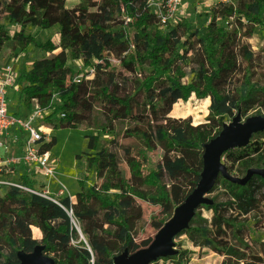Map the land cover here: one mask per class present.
Instances as JSON below:
<instances>
[{"label": "trees", "instance_id": "1", "mask_svg": "<svg viewBox=\"0 0 264 264\" xmlns=\"http://www.w3.org/2000/svg\"><path fill=\"white\" fill-rule=\"evenodd\" d=\"M2 2L9 10L15 6L24 9L14 18L19 30L9 35L0 25V52H24L29 39L24 30L28 26L49 29L62 22L59 47L69 49L72 59L81 60L84 65L95 61L78 81L70 71L59 69L40 91L41 97L35 98L45 109L55 96L58 103L48 118L58 113L64 116L54 128L90 129L91 112L82 102L99 103L106 125L100 133L84 136L86 148L92 152L85 157L86 167L94 168L96 181L87 186L86 178L79 179V191L72 201L63 196L56 197L54 203L17 188L0 195V264L19 263L18 256L31 253L37 245L54 264H115L116 257L132 248L133 228L141 218L140 212H132L133 198L161 209L172 206L171 184L181 186L187 197L201 179L205 146L223 129L225 116L233 111L245 116L264 99V82L256 85L251 76L257 68L264 70L255 64L264 56V47L252 52L241 41L244 34L250 38L258 30L264 36V0H238L235 9L219 5L212 10L204 30L197 33L183 23L175 41L155 29L156 19L146 8L145 0ZM134 16L135 20H129ZM225 19L233 23L230 30L219 22ZM35 46L56 48L51 43ZM114 59L127 63L130 74L119 72ZM19 67L22 93L25 64L21 62ZM236 67L244 90L234 95L231 78ZM192 94L209 99L211 117L203 130L186 141V148L175 152L169 133L178 128L187 133L189 122L174 119L170 113L175 103L187 102ZM134 115L142 116V122L126 128L123 138L167 153L173 161H191L198 169L175 165L173 169L144 173L129 147L120 148L123 164H118L115 154L108 151L113 141L101 134L110 133L114 122L128 121ZM222 156L225 171L233 178L229 180L218 173L205 195L207 202L197 206L187 228L173 240L185 236L191 246L224 256L222 264H264V242L251 241L247 228L248 216L255 213L254 228L264 229V130L253 133L247 144L231 148ZM20 182L34 188V181L25 170ZM92 201L99 202L101 217L91 211ZM4 205L15 210L4 213ZM31 208L51 210L45 220L46 235L40 241L32 236L31 228L38 220L30 213ZM170 218L163 219L162 225ZM71 219L90 222L86 243L79 239ZM188 253L178 248L174 254L148 264H159L160 259L185 264L183 259Z\"/></svg>", "mask_w": 264, "mask_h": 264}, {"label": "rangeland", "instance_id": "2", "mask_svg": "<svg viewBox=\"0 0 264 264\" xmlns=\"http://www.w3.org/2000/svg\"><path fill=\"white\" fill-rule=\"evenodd\" d=\"M77 1L78 0H66L68 4H73ZM237 4L238 0H236V2L233 1V6L228 7L235 9ZM217 7H219V5L211 0H185L183 13H181L180 16L173 19L165 30L157 29V27H155V29L161 34L163 33L170 35L173 41L176 40L177 33L181 32V30H179V27L181 26L179 25L183 23L188 24L192 31L199 33L207 26L212 10ZM23 9L24 7L22 6H15L9 10L5 2L0 4V25L5 28L9 35L19 30L20 26L14 21V18H16ZM135 19L136 16H134L132 19L129 18L131 21ZM219 22L226 30H230L233 26V23L230 19L220 20ZM227 22H229V24ZM62 25V22H58L49 29L28 26L24 30L25 34H27L29 37L27 48L24 52H10L8 50L0 52L1 65L10 62H15L18 65L21 62L25 64L24 90L21 93V98L16 105V109L18 107L24 108L22 106L23 103L26 106V114L30 112V98L34 97L38 99L41 97L40 91L46 88L59 69H66L70 71L73 77L78 79L81 78L87 69L92 68L95 64V61L92 60L89 65H84L81 60L72 59L69 49H62L59 47V36ZM247 27H249V25H247ZM241 41L249 45L252 52H256L259 47H264V36L262 33H259V30L255 32L250 38L244 34V37L241 38ZM36 43H51L56 48L52 50H45L36 47ZM228 61L229 60L225 62L227 63ZM239 61L240 57H237V65L239 64ZM113 64L116 68H118L119 72L123 74H130L131 68L123 60L114 59ZM255 64H259L261 67H264V56L261 57L260 61H255ZM236 69L237 72H234L231 78V81H234L231 86V92L234 93V95L236 91L241 92V90H244V87H241L240 83V71L237 67ZM251 76L254 84H263L264 70L257 68L254 70V72H251ZM50 102L45 110H43L47 116H45L46 118L43 121V125H50L53 127L50 136V140L53 142V148L51 149V161L54 168L56 169V176L59 177L60 182L56 181V176L52 179L42 181L33 180L31 174L29 175L31 180L34 181V189L37 192H46L45 194L50 198V201L57 203L55 200L56 197L66 196V188L68 191H72L74 183L77 186L76 181L79 179L86 178L87 186H91L95 183L96 179L94 168L88 169L86 167L85 157L92 152L87 150L86 139L84 136L100 133V131L105 127L106 122L102 116L99 103L88 104L86 102H82V105L91 112V128L88 130L66 128L55 129L53 123L56 121V116L53 118H48V115H50L53 111V107L49 106ZM209 104V99H199L195 94H192L187 102H177L174 104L170 116L174 119H181L184 123L189 122L187 133L184 132L182 128L174 129L169 133V136L171 137L174 144L175 152H178L180 148H186V141L192 135L204 129L208 123V119L211 117ZM255 118H264V99L261 100L260 106H257L255 109L251 110L245 116H240L235 111L232 112V115L225 116L223 128L229 127L230 125L244 123ZM142 119V116L134 115L128 121L114 122L113 130L110 133L101 134L103 138L113 141V143L109 144L108 151L109 153L115 154L118 164H123V157L121 155L120 148L129 147L131 149L132 155L138 161H140L144 173L161 168H166L168 170L173 169L175 165H189L194 171L198 169L191 161L187 162L183 159H176L173 161L167 153L161 154L158 150L143 148L134 139L131 142L132 144L126 142L123 138V131L126 128H133L135 125H140ZM128 144L130 146H128ZM219 164L221 167H224V173L219 172L221 176L229 180L232 179L233 177L228 175L225 171L223 156L220 157ZM83 165L85 167L84 172ZM18 168L22 170V166H18ZM25 170L27 172L28 169L26 168ZM28 173L29 171L27 174ZM60 174H62V176H60ZM11 177L13 178V175ZM15 179L19 181V176L17 175ZM59 183L65 186V190L61 191V193ZM43 188L46 191H43ZM169 190L173 205L167 206L163 209H161L159 206L151 205L146 201L133 198L132 212H140L141 218L136 222L133 228V246L131 249L124 250L121 253L123 257H126L136 251L148 248L158 235V232L164 226L162 225L163 219L174 216L176 209L187 198L185 197L187 193L183 191L182 187L177 184H171ZM0 195L2 194L0 193ZM203 199H206L205 196ZM203 203H206V201ZM92 209L96 210L98 208ZM12 210L15 209L9 208L6 205L2 207V211L4 213H10ZM30 213L35 214L38 219H41V216H43L44 212L40 211L39 208H31ZM70 214L71 213H69V215ZM255 221L256 214L251 213L248 216L247 222L249 238L254 243L264 242V229L254 228ZM71 222L73 223V226L79 235V239L86 243L85 235L90 230V223L86 229L82 221L76 222L75 220L71 219ZM35 227L38 228L37 225L31 228L33 238V232L36 231ZM178 248L180 250L189 251L187 257L183 259L185 264H222L225 261L224 256L217 255L208 248L191 246L185 236H181L176 240H172L169 255L174 254ZM158 263L172 264V260L160 259Z\"/></svg>", "mask_w": 264, "mask_h": 264}, {"label": "built area", "instance_id": "3", "mask_svg": "<svg viewBox=\"0 0 264 264\" xmlns=\"http://www.w3.org/2000/svg\"><path fill=\"white\" fill-rule=\"evenodd\" d=\"M218 5H231L236 0H211ZM185 0H145V6L156 19L157 29L165 30L173 19L183 13ZM80 78H75L78 81ZM22 90L21 69L15 62L0 65V172H8L9 166L23 165L29 170L33 180H49L56 176V169L51 161L53 142L50 140L52 126H44L47 117L37 99L30 101V112L23 113L16 105ZM58 101L53 96L50 107L55 108ZM46 116V117H45ZM63 113L56 115L57 125ZM10 144L15 145L17 153L8 157ZM60 184V191L65 187ZM9 188L36 194L50 200L46 192L30 189L16 179L0 175V193L3 195Z\"/></svg>", "mask_w": 264, "mask_h": 264}, {"label": "water", "instance_id": "4", "mask_svg": "<svg viewBox=\"0 0 264 264\" xmlns=\"http://www.w3.org/2000/svg\"><path fill=\"white\" fill-rule=\"evenodd\" d=\"M263 130L264 118L250 119L247 122L223 128L205 146L201 179L184 202L176 209L174 216L164 224L151 245L126 257L119 255L115 258V264H148L169 255L173 238L187 228L197 206L205 201L207 202L203 198L212 188L218 173H224V167L219 164L222 154L231 148L247 144L253 133ZM41 251L42 247L37 245L31 253L20 254L18 256L19 263L17 264H54L53 260L42 255Z\"/></svg>", "mask_w": 264, "mask_h": 264}, {"label": "crops", "instance_id": "5", "mask_svg": "<svg viewBox=\"0 0 264 264\" xmlns=\"http://www.w3.org/2000/svg\"><path fill=\"white\" fill-rule=\"evenodd\" d=\"M1 65V64H0ZM23 106V105H22ZM24 107V106H23ZM20 110L24 113L25 112V108H20ZM106 139V138H105ZM124 140L126 141V142H129V143H131L132 142V138H124ZM132 144V143H131ZM128 146H130L129 144H128ZM17 153V150H16V147H15V145H13V144H10V150H9V152L6 154L8 157H12V156H14L15 154ZM18 166H22V170L21 169H19L18 168ZM84 165H83V172H84ZM16 169H17V171H16ZM26 169V167L25 166H23V165H10L9 166V169H8V172L5 174L4 172H0V175L1 176H7V177H10L11 179H15V177L18 175L19 176V181H20V178H21V176L23 175V172H24V170ZM88 170V169H87ZM26 171V170H25ZM29 170H27V172H28ZM11 174V175H10ZM13 175V178L11 177ZM28 175H29V173H28ZM56 175H57V173H56ZM60 176H62V174H60ZM29 177H30V175H29ZM60 179H59V177H57L56 176V181L58 182ZM60 182V181H59ZM77 182V181H76ZM63 185V184H62ZM64 186V185H63ZM65 187V186H64ZM43 191H46L44 188H43ZM59 191V190H58ZM79 191V186H78V183H77V186L75 185V183H74V185H73V190L72 191H68L67 190V188H66V196L71 200H73V198H74V195L77 193ZM60 193H61V191H60ZM96 204H98V205H96ZM92 208H98V209H96V210H93ZM90 209H91V211L96 215V216H98V217H101L102 216V214H103V210L100 208V205H99V202L98 201H92V203H91V207H90ZM50 214H51V210H48L47 212H44L43 213V216H41L42 218L41 219H38V223H37V226H38V228H36L35 227V232H33V234H34V238H36L38 241H40L42 238H44L45 237V235H46V228H45V220L46 219H48L49 218V216H50ZM82 223L84 224V226L86 227V229L88 228V226H89V221H87V220H83L82 221Z\"/></svg>", "mask_w": 264, "mask_h": 264}, {"label": "bare ground", "instance_id": "6", "mask_svg": "<svg viewBox=\"0 0 264 264\" xmlns=\"http://www.w3.org/2000/svg\"><path fill=\"white\" fill-rule=\"evenodd\" d=\"M75 225H76V223H75Z\"/></svg>", "mask_w": 264, "mask_h": 264}, {"label": "flooded vegetation", "instance_id": "7", "mask_svg": "<svg viewBox=\"0 0 264 264\" xmlns=\"http://www.w3.org/2000/svg\"><path fill=\"white\" fill-rule=\"evenodd\" d=\"M109 146V145H108Z\"/></svg>", "mask_w": 264, "mask_h": 264}]
</instances>
